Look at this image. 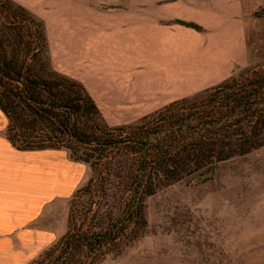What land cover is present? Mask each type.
<instances>
[{
    "label": "rangeland",
    "instance_id": "374dc122",
    "mask_svg": "<svg viewBox=\"0 0 264 264\" xmlns=\"http://www.w3.org/2000/svg\"><path fill=\"white\" fill-rule=\"evenodd\" d=\"M16 1L42 20L51 64L91 91L109 124L264 63L230 60L251 54L256 28L264 38V14L249 23L240 0ZM144 212L143 232L98 264H264V145L207 181L148 195Z\"/></svg>",
    "mask_w": 264,
    "mask_h": 264
},
{
    "label": "trees",
    "instance_id": "16d2710c",
    "mask_svg": "<svg viewBox=\"0 0 264 264\" xmlns=\"http://www.w3.org/2000/svg\"><path fill=\"white\" fill-rule=\"evenodd\" d=\"M0 109L15 146L64 147L90 169L68 200L66 231L29 264H98L143 232L148 195L207 181L264 145V63L109 124L86 86L52 66L42 20L0 0Z\"/></svg>",
    "mask_w": 264,
    "mask_h": 264
},
{
    "label": "crops",
    "instance_id": "0c3cea01",
    "mask_svg": "<svg viewBox=\"0 0 264 264\" xmlns=\"http://www.w3.org/2000/svg\"><path fill=\"white\" fill-rule=\"evenodd\" d=\"M260 7L264 0H240V13L249 23L260 21ZM256 11L262 16L252 17ZM261 27L256 28L251 54L231 62L242 67L264 59ZM6 125L0 109V264H29L66 231L68 200L86 182L90 169L64 147L15 146L5 134Z\"/></svg>",
    "mask_w": 264,
    "mask_h": 264
},
{
    "label": "water",
    "instance_id": "95a60500",
    "mask_svg": "<svg viewBox=\"0 0 264 264\" xmlns=\"http://www.w3.org/2000/svg\"><path fill=\"white\" fill-rule=\"evenodd\" d=\"M179 22L185 24V25H188V26H192V27H197L196 25L190 23V22H186V21H182V20H178Z\"/></svg>",
    "mask_w": 264,
    "mask_h": 264
}]
</instances>
